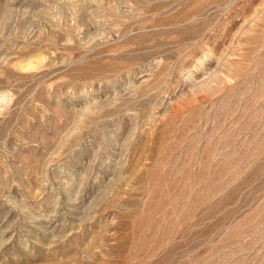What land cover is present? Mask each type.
<instances>
[{
    "label": "rangeland",
    "instance_id": "rangeland-1",
    "mask_svg": "<svg viewBox=\"0 0 264 264\" xmlns=\"http://www.w3.org/2000/svg\"><path fill=\"white\" fill-rule=\"evenodd\" d=\"M0 264H264V0H0Z\"/></svg>",
    "mask_w": 264,
    "mask_h": 264
}]
</instances>
